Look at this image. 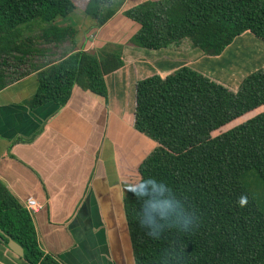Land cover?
Here are the masks:
<instances>
[{
	"label": "trees",
	"instance_id": "obj_1",
	"mask_svg": "<svg viewBox=\"0 0 264 264\" xmlns=\"http://www.w3.org/2000/svg\"><path fill=\"white\" fill-rule=\"evenodd\" d=\"M123 1L88 0L83 13L100 27ZM76 9L73 0H0V90L10 62L27 64L43 52L35 45L73 44L76 31L60 29L58 22ZM125 16L140 25L130 42L142 49L197 48L218 56L245 32L264 42V0H161L139 4ZM31 22L41 25L39 35L13 34ZM122 66L119 45L65 54L38 74L32 105L62 106L74 86L105 97L104 77ZM261 108L263 69L248 74L236 91L189 67L136 82L134 128L157 146L124 199L134 264H264ZM241 196L248 200L243 208ZM0 231L21 246L27 264H60L41 251L32 215L1 181ZM0 243L6 247L1 234Z\"/></svg>",
	"mask_w": 264,
	"mask_h": 264
},
{
	"label": "crops",
	"instance_id": "obj_2",
	"mask_svg": "<svg viewBox=\"0 0 264 264\" xmlns=\"http://www.w3.org/2000/svg\"><path fill=\"white\" fill-rule=\"evenodd\" d=\"M74 1L83 6L64 21L76 31L69 48L53 55L49 46L55 49L60 44L38 45L43 52L33 57L41 64L32 65V57L15 70L5 67L7 84L0 90V181L21 203L32 198L42 205L31 214L39 248L60 264H134L124 199L138 183V168L157 146L134 128L136 82L189 67L236 91L248 74L264 70V42L245 32L218 56H206L197 48L142 49L130 42L140 25L125 13L161 0H124L100 27L83 13L88 0ZM239 39L245 41L241 48L250 46L248 57L231 58L228 69L220 66L213 71ZM114 45L121 46L123 66L104 77L105 97L74 86L64 105L49 102L33 107L40 72L70 52L96 53L113 50ZM0 264L27 263L0 243Z\"/></svg>",
	"mask_w": 264,
	"mask_h": 264
},
{
	"label": "rangeland",
	"instance_id": "obj_3",
	"mask_svg": "<svg viewBox=\"0 0 264 264\" xmlns=\"http://www.w3.org/2000/svg\"><path fill=\"white\" fill-rule=\"evenodd\" d=\"M74 2H76V5H78L77 1H74ZM82 6L83 5H78V7H77L78 11H82ZM64 21H65V19L60 20L58 22V25L60 26V29H64L66 27L71 26L68 23L66 24ZM40 26L41 25L38 22H31V23H28V24H25V25H22V26L18 27L16 30L13 31V34H16V36L19 35V36H22V37L23 36L26 37V36L39 35V30H37V29L40 28ZM257 41H260V40L258 39ZM244 42L245 41L243 39H239L238 42L235 44V48H233V50L230 52V54L226 55L223 59H218L217 64L215 65V68H213V71H217L220 66H224L225 70L228 69L229 66H230V64L228 65V64H226V62L229 61V60H231V58H234V59L235 58H239L240 59L241 56L242 57L243 56L248 57V55L250 53V51H249V47L250 46H245L244 45L245 47L241 48V46L244 44ZM70 45H71V41L70 40L69 41L67 40L63 44H60L58 46L56 45L57 47L55 49H54V46H49V47H50V49L53 48L52 49L53 52H54L53 55H56V54H60V52L63 51L66 47H68V46L70 47ZM34 47L38 48V45H35ZM184 50L187 51V49H184ZM241 52H242V54H241ZM48 60L49 59H43L42 61L43 62H46ZM31 61H32V65L33 64L34 65L35 64H41L39 58H34L33 57L31 59ZM34 61H36V62H34ZM30 62H28L27 64H29ZM207 63H208V65H210V64H214L215 61L214 62L208 61ZM9 65L12 66L11 69H14V67L17 66V62H10ZM24 69H25L24 71H28L29 70V67L26 66ZM262 111H264L263 108L257 110V113L258 112H262ZM257 113H254V114L256 115ZM250 117H252V116H249V117H246V118H240V119L232 122L229 125H226V126H223V127L219 128L218 130H216V131H214V132L211 133V137L215 138V137L220 136L221 134H223L224 132H226L230 128H232V127H234V126H236L238 124L243 123L244 121H246Z\"/></svg>",
	"mask_w": 264,
	"mask_h": 264
},
{
	"label": "water",
	"instance_id": "obj_4",
	"mask_svg": "<svg viewBox=\"0 0 264 264\" xmlns=\"http://www.w3.org/2000/svg\"><path fill=\"white\" fill-rule=\"evenodd\" d=\"M0 234L7 240L6 247L9 251H11L13 254H15L17 257L22 258L23 257V249L20 245H18L16 242H14L11 238H9L7 235H5L2 231H0Z\"/></svg>",
	"mask_w": 264,
	"mask_h": 264
},
{
	"label": "built area",
	"instance_id": "obj_5",
	"mask_svg": "<svg viewBox=\"0 0 264 264\" xmlns=\"http://www.w3.org/2000/svg\"><path fill=\"white\" fill-rule=\"evenodd\" d=\"M22 204L30 214H34L42 208V205L32 198L26 199Z\"/></svg>",
	"mask_w": 264,
	"mask_h": 264
},
{
	"label": "clouds",
	"instance_id": "obj_6",
	"mask_svg": "<svg viewBox=\"0 0 264 264\" xmlns=\"http://www.w3.org/2000/svg\"><path fill=\"white\" fill-rule=\"evenodd\" d=\"M238 203H239V206H240L241 208H243V207L248 203L247 197H246V196H241V197L239 198Z\"/></svg>",
	"mask_w": 264,
	"mask_h": 264
}]
</instances>
